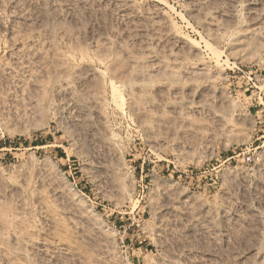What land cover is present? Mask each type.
<instances>
[{
  "label": "rangeland",
  "instance_id": "1",
  "mask_svg": "<svg viewBox=\"0 0 264 264\" xmlns=\"http://www.w3.org/2000/svg\"><path fill=\"white\" fill-rule=\"evenodd\" d=\"M263 62L264 0H0V264H264Z\"/></svg>",
  "mask_w": 264,
  "mask_h": 264
},
{
  "label": "built area",
  "instance_id": "2",
  "mask_svg": "<svg viewBox=\"0 0 264 264\" xmlns=\"http://www.w3.org/2000/svg\"><path fill=\"white\" fill-rule=\"evenodd\" d=\"M240 71L242 72V76L245 77L247 75L248 80L246 84L251 93H258L264 89V69L252 68L251 70L240 69Z\"/></svg>",
  "mask_w": 264,
  "mask_h": 264
},
{
  "label": "bare ground",
  "instance_id": "3",
  "mask_svg": "<svg viewBox=\"0 0 264 264\" xmlns=\"http://www.w3.org/2000/svg\"><path fill=\"white\" fill-rule=\"evenodd\" d=\"M185 37V36H184Z\"/></svg>",
  "mask_w": 264,
  "mask_h": 264
}]
</instances>
